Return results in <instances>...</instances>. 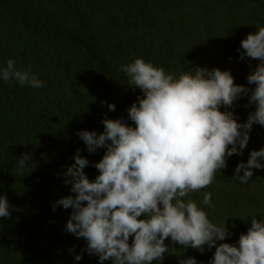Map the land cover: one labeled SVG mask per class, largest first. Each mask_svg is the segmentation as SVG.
I'll return each instance as SVG.
<instances>
[{
	"label": "trees",
	"instance_id": "trees-1",
	"mask_svg": "<svg viewBox=\"0 0 264 264\" xmlns=\"http://www.w3.org/2000/svg\"><path fill=\"white\" fill-rule=\"evenodd\" d=\"M261 27L264 0H0V66L13 59L44 81L38 89L0 81V195L17 209L0 218V264H99L98 256L85 251L84 238L65 231L71 208L53 212L51 206L75 198L64 172L77 149L89 161L83 169L89 181L99 175L94 164L105 149L89 154L78 132L102 133L105 118H123L135 127L127 109L143 94L121 65L142 58L177 75L197 67L230 70L236 85L251 90L255 85L246 77L259 61L240 59V42ZM255 110L246 96L220 108L232 111L238 123ZM261 148L264 127L254 124L242 155L228 158L209 186L185 198L212 222H225L230 235L216 246L236 245L253 217L264 220V169H254L247 184L234 176L237 164ZM23 154L31 159L19 170ZM205 192L211 193V207L202 204ZM165 245L170 252L151 264H181L190 257L209 264L214 258L215 247L205 245L201 253L170 238ZM76 255L82 256L78 262Z\"/></svg>",
	"mask_w": 264,
	"mask_h": 264
},
{
	"label": "clouds",
	"instance_id": "clouds-1",
	"mask_svg": "<svg viewBox=\"0 0 264 264\" xmlns=\"http://www.w3.org/2000/svg\"><path fill=\"white\" fill-rule=\"evenodd\" d=\"M240 48V59L259 61L246 77L249 85H255L251 90L236 85L230 70L197 67L177 75L142 58L121 65L132 87L143 94L127 109L135 127L123 118H105L102 133L78 132L89 154L105 149L94 164L99 175L89 181L83 172L89 161L77 149L74 163L64 172L75 198L69 195L51 206L53 212L57 206L71 208L65 231L84 238L85 251L98 256L99 264L109 259L112 264L161 262L170 252L165 245L169 238L201 253L205 245L215 247L209 264H264V220L253 217L236 245L216 246L230 235L225 222L217 225L197 202L185 199L209 186L218 170L227 167L228 158L242 155L254 124L264 127V27L241 40ZM12 80L33 89L44 86V81L9 59L0 66V81ZM242 96L256 110L238 123L232 111L220 108H231ZM107 107L115 110L114 104ZM30 159L23 154L18 169H25ZM254 169H264V148L251 151L247 163L237 164L235 180L247 184ZM202 204L212 206L211 193L203 194ZM10 208L17 210L6 195H0V218H7ZM142 215L144 219H138ZM74 259L78 262L82 256ZM181 264L197 261L190 257Z\"/></svg>",
	"mask_w": 264,
	"mask_h": 264
}]
</instances>
